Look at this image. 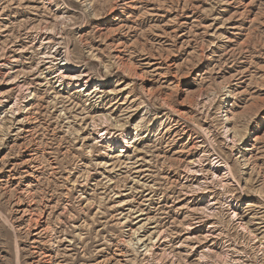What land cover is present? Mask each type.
<instances>
[{
	"label": "rangeland",
	"instance_id": "rangeland-1",
	"mask_svg": "<svg viewBox=\"0 0 264 264\" xmlns=\"http://www.w3.org/2000/svg\"><path fill=\"white\" fill-rule=\"evenodd\" d=\"M0 101V264H264V0H0Z\"/></svg>",
	"mask_w": 264,
	"mask_h": 264
},
{
	"label": "bare ground",
	"instance_id": "bare-ground-1",
	"mask_svg": "<svg viewBox=\"0 0 264 264\" xmlns=\"http://www.w3.org/2000/svg\"><path fill=\"white\" fill-rule=\"evenodd\" d=\"M58 57H60V58H58ZM51 58H56L55 60H57V59H61V54H60V52H56L54 55H53V57H51ZM64 58H65V60H67L66 58H67V55H65L64 56ZM75 71H73L72 69H70V68H68V69H66V71H63V72H61V74H59L58 75V79L60 80V81H65V80H67L69 83H79L80 81H81V79H82V77H84V78H86L88 75L87 74H85V73H83V74H78V73H74ZM3 102H5V101H0V104L2 105L3 104ZM14 108H18V102L16 101V103L14 104V106H13V109ZM107 139V138H106ZM118 142H119V140H118ZM125 143H126V145H125V147H129V144H128V142H126V141H124ZM120 143V142H119ZM122 150H124V149H122ZM128 151H126V153H127ZM219 163V162H218Z\"/></svg>",
	"mask_w": 264,
	"mask_h": 264
}]
</instances>
